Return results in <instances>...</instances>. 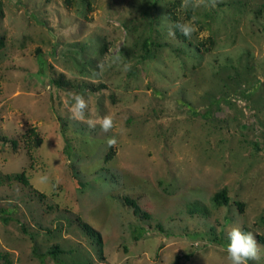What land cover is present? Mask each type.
<instances>
[{
	"label": "rangeland",
	"instance_id": "obj_1",
	"mask_svg": "<svg viewBox=\"0 0 264 264\" xmlns=\"http://www.w3.org/2000/svg\"><path fill=\"white\" fill-rule=\"evenodd\" d=\"M73 92L113 131L70 119ZM24 170L0 264H229L232 227L264 264V0H0V174Z\"/></svg>",
	"mask_w": 264,
	"mask_h": 264
},
{
	"label": "clouds",
	"instance_id": "obj_2",
	"mask_svg": "<svg viewBox=\"0 0 264 264\" xmlns=\"http://www.w3.org/2000/svg\"><path fill=\"white\" fill-rule=\"evenodd\" d=\"M175 27L186 37L192 32V28L187 24H177ZM97 68L102 70L103 65L98 63ZM130 70V64L123 68L125 72ZM70 95L73 101L68 109L70 119L86 123L90 129H95L99 125L101 132L105 134L113 131L115 128L113 114L109 113L102 118L94 119L92 118L90 99H85L83 95L75 92ZM107 144L109 147H114L117 144L116 138L110 136L107 139ZM227 239L229 242L225 246V251L229 264H250V262L258 264L261 259L260 245L252 232H244L240 227H232L227 232Z\"/></svg>",
	"mask_w": 264,
	"mask_h": 264
},
{
	"label": "trees",
	"instance_id": "obj_3",
	"mask_svg": "<svg viewBox=\"0 0 264 264\" xmlns=\"http://www.w3.org/2000/svg\"><path fill=\"white\" fill-rule=\"evenodd\" d=\"M174 6V5H173ZM174 10V9H173ZM172 10V7L169 9L168 11V14L169 16L172 17L173 21L175 22V26L177 24H180L179 21H178V18L176 16V14L174 13V11ZM177 32L179 35H181L184 39H186V36H184L180 31L179 29H177ZM144 47H145V50H146V53L149 54L151 53V46L153 45L152 41L150 39H146L143 43ZM41 61H43V57H39ZM54 83L58 84V85H61V82L58 81V80H55L53 81ZM32 134H34L35 136V147H39L41 144H42V140L39 139L37 137V134H35L34 131H31ZM28 150H27V154L30 156V159L32 158V149L33 148L31 146V142L28 138ZM108 159L110 158V155H108L107 157ZM28 174V171L27 170H24L20 173H12V174H0V185H3L4 183H11V182H14V181H18V182H21L25 185H30V178L29 176L27 175ZM36 193H39L36 191ZM39 196L41 197V199L45 198L46 195L44 193H39ZM213 202L216 206L220 207V206H224V205H228L229 204V197L227 195V191L226 189L222 190L221 192L217 193L214 198H213ZM125 203L130 206L131 208H133L134 210V213L136 216H141L143 218H149L150 216L143 212L141 207L138 205V203L133 200V199H130V198H125ZM238 206L240 207V209L242 210L243 209V203H237ZM202 208H200L199 206L197 205H193L190 207V212L192 214H194L195 212H205L204 210H201ZM3 217V216H2ZM80 226L82 227L83 231L89 236V237H97L96 238V242L100 244V235L98 234L97 231H95L89 224L87 223H81L80 222ZM137 240H139V236L136 237ZM264 241V239H262ZM56 248H58L56 246ZM55 255V253H53Z\"/></svg>",
	"mask_w": 264,
	"mask_h": 264
}]
</instances>
